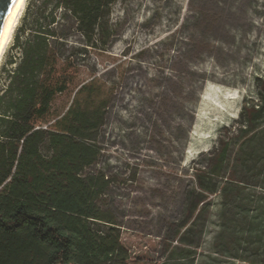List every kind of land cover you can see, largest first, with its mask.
I'll list each match as a JSON object with an SVG mask.
<instances>
[{
    "label": "rangeland",
    "instance_id": "rangeland-1",
    "mask_svg": "<svg viewBox=\"0 0 264 264\" xmlns=\"http://www.w3.org/2000/svg\"><path fill=\"white\" fill-rule=\"evenodd\" d=\"M35 2L26 0L1 59L0 91ZM60 22L80 78L114 87L91 170L111 181L106 199L130 263L264 264V112L249 134L237 131L244 109L264 102V0H116L108 36L93 44L72 20ZM220 141L227 153L212 172L209 154ZM192 169L205 173L196 208L207 211L196 249L192 236L166 241L194 188ZM230 179L234 197L224 200Z\"/></svg>",
    "mask_w": 264,
    "mask_h": 264
},
{
    "label": "trees",
    "instance_id": "trees-1",
    "mask_svg": "<svg viewBox=\"0 0 264 264\" xmlns=\"http://www.w3.org/2000/svg\"><path fill=\"white\" fill-rule=\"evenodd\" d=\"M115 1L36 0L34 24L15 45L20 59L8 63L15 66L6 71L0 91V264H131L106 199L111 181L91 170L101 156L98 137L114 87L94 76L80 78L65 54L60 22L72 20L93 44L108 36ZM263 112L264 102L244 109L238 133L249 134ZM227 147L220 141L218 151L209 154L212 172H219ZM192 171L194 188L182 219L167 226L166 241L184 244L192 236L196 249L207 211L196 208L205 173ZM225 182L224 200L234 197L231 179Z\"/></svg>",
    "mask_w": 264,
    "mask_h": 264
},
{
    "label": "bare ground",
    "instance_id": "bare-ground-1",
    "mask_svg": "<svg viewBox=\"0 0 264 264\" xmlns=\"http://www.w3.org/2000/svg\"><path fill=\"white\" fill-rule=\"evenodd\" d=\"M26 0H14L13 12L0 35V62L25 7Z\"/></svg>",
    "mask_w": 264,
    "mask_h": 264
},
{
    "label": "water",
    "instance_id": "water-1",
    "mask_svg": "<svg viewBox=\"0 0 264 264\" xmlns=\"http://www.w3.org/2000/svg\"><path fill=\"white\" fill-rule=\"evenodd\" d=\"M14 0H0V35L13 12Z\"/></svg>",
    "mask_w": 264,
    "mask_h": 264
}]
</instances>
